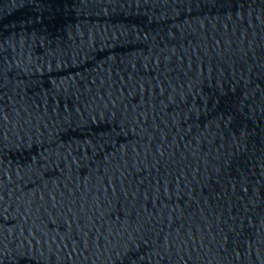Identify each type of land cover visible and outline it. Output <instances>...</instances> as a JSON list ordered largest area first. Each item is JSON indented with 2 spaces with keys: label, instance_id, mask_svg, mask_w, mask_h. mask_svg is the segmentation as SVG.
<instances>
[{
  "label": "water",
  "instance_id": "95a60500",
  "mask_svg": "<svg viewBox=\"0 0 264 264\" xmlns=\"http://www.w3.org/2000/svg\"><path fill=\"white\" fill-rule=\"evenodd\" d=\"M0 264H264V0H0Z\"/></svg>",
  "mask_w": 264,
  "mask_h": 264
}]
</instances>
